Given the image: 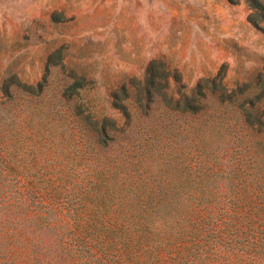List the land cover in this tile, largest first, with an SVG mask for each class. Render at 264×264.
I'll use <instances>...</instances> for the list:
<instances>
[{
    "label": "rangeland",
    "instance_id": "374dc122",
    "mask_svg": "<svg viewBox=\"0 0 264 264\" xmlns=\"http://www.w3.org/2000/svg\"><path fill=\"white\" fill-rule=\"evenodd\" d=\"M250 13L246 0H0V81L36 84L56 65V78L87 73L97 97L159 61L189 87L219 72L230 86L256 84L264 22L253 25ZM55 124L38 111L0 144L11 152L0 195L25 202L0 205V219L11 220L0 226V264H264L259 173L235 187L221 177L185 184L176 204L144 223L123 174L108 166L117 186L91 189L85 157ZM222 140L208 132L203 143Z\"/></svg>",
    "mask_w": 264,
    "mask_h": 264
},
{
    "label": "trees",
    "instance_id": "16d2710c",
    "mask_svg": "<svg viewBox=\"0 0 264 264\" xmlns=\"http://www.w3.org/2000/svg\"><path fill=\"white\" fill-rule=\"evenodd\" d=\"M246 3L250 22L259 27L264 0ZM55 68L49 65L45 78L32 85L13 76L0 81V144L7 143L16 125L40 111L85 157L96 179L91 189L117 186H109L108 166L115 167L112 176L123 174V193L134 199L144 223L180 198L178 189L185 184L203 186L221 177L235 187L236 181L255 172L262 176L259 187L264 191V73L256 84L230 86L219 72L189 87L174 74L177 70L172 75L163 62L151 61L138 82H121L108 93L90 97L87 73L70 69L56 78ZM208 132L225 140L217 147L205 146ZM4 152L0 145V187L7 186L1 169L11 155ZM215 159L220 161L211 165ZM216 166L221 170L214 171ZM9 203L0 200V205ZM18 205L24 208L25 202ZM4 220L0 226L11 222Z\"/></svg>",
    "mask_w": 264,
    "mask_h": 264
}]
</instances>
